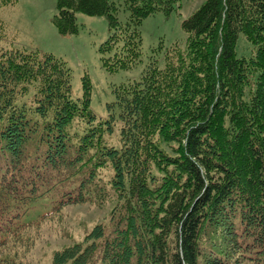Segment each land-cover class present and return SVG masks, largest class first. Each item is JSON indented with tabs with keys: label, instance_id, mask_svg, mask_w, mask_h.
I'll list each match as a JSON object with an SVG mask.
<instances>
[{
	"label": "trees",
	"instance_id": "trees-1",
	"mask_svg": "<svg viewBox=\"0 0 264 264\" xmlns=\"http://www.w3.org/2000/svg\"><path fill=\"white\" fill-rule=\"evenodd\" d=\"M117 1L57 0L53 19L67 35L78 32V11L106 16L111 34L100 50L113 53L103 58L111 72L140 59L142 20L170 16L181 0H126V25ZM16 2L0 0V10ZM182 26L185 44L117 88L105 118L91 109L88 76L76 100L60 58L0 50V264H23L38 226L26 219L29 207L64 169L82 175L81 188L54 210L90 194L104 201L109 189L117 204L109 227L55 252L53 264H225L205 259L202 234L236 214L251 246L264 250V0H205ZM5 31L0 18V40ZM241 35L251 57L237 55Z\"/></svg>",
	"mask_w": 264,
	"mask_h": 264
},
{
	"label": "rangeland",
	"instance_id": "rangeland-1",
	"mask_svg": "<svg viewBox=\"0 0 264 264\" xmlns=\"http://www.w3.org/2000/svg\"><path fill=\"white\" fill-rule=\"evenodd\" d=\"M204 1L181 0L175 4L170 16L158 10L144 18L137 27L142 40L140 59L131 68L116 72L109 71L103 62L104 57L113 53L100 50L111 34L107 17L78 11V32L63 35L53 20L58 13L57 0H17L15 4L3 7L0 18L6 23V31L0 40V50L25 48L60 58L71 71L72 97L76 100L83 96L84 77L88 76L91 82V109L99 117L105 118L109 115L108 105L115 101L117 88L139 80L151 61L163 65L166 51L175 44H185L188 34L182 22ZM115 15L123 25L130 22L131 12L126 0L117 1ZM253 53V44L241 35L237 55L251 57ZM117 137L118 131L110 136L112 144L117 143ZM73 172V169L69 173L64 169L62 174H57V180H62L60 184L59 181L53 184L52 181V189L30 205L26 219L38 221V226L28 232L32 246L23 249V264H53L55 252L75 243H83L97 225L109 227L117 204L110 189L104 201L101 194H90L82 201L76 198L77 202L72 201L54 210L57 201L66 198L75 189L80 190L82 175L68 178ZM103 174V182H106L110 174L106 171ZM240 220V214H236L231 220L232 224L220 221L205 227L201 240L205 259L218 257L225 264H264V250L257 251L254 245L251 246Z\"/></svg>",
	"mask_w": 264,
	"mask_h": 264
}]
</instances>
